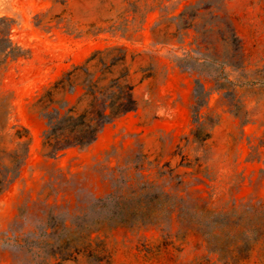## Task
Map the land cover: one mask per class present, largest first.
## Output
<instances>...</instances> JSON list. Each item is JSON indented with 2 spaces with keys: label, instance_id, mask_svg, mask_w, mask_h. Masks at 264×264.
<instances>
[{
  "label": "rangeland",
  "instance_id": "obj_1",
  "mask_svg": "<svg viewBox=\"0 0 264 264\" xmlns=\"http://www.w3.org/2000/svg\"><path fill=\"white\" fill-rule=\"evenodd\" d=\"M202 1L194 27L184 29L175 18ZM228 24L243 45L241 68L226 69L231 96L177 61L192 51L223 53L217 32L228 34ZM113 47L126 48L129 62L134 57L137 110L90 146L47 157L38 99L73 66ZM198 79L210 92L201 111L204 142L193 135ZM17 125L29 129L32 141L21 175L0 194V264H37L18 245L23 238L50 216L86 211L139 174L178 205L161 224L104 235L111 264H224L194 222L203 207L242 214L264 205V0H0L1 148H16L9 139ZM242 264H264V240Z\"/></svg>",
  "mask_w": 264,
  "mask_h": 264
},
{
  "label": "trees",
  "instance_id": "obj_2",
  "mask_svg": "<svg viewBox=\"0 0 264 264\" xmlns=\"http://www.w3.org/2000/svg\"><path fill=\"white\" fill-rule=\"evenodd\" d=\"M202 3L188 7L175 18L184 22V29L194 27ZM194 8L197 11L192 13ZM212 19L222 21L218 15H212ZM211 32L215 30L211 29ZM227 32H217L223 35V53L192 51L177 61L183 68L213 78L216 86L228 90L227 95L231 96L230 86L234 83L226 69L241 68L243 45L230 24ZM206 46L207 51L214 48L212 42H207ZM133 61L134 57L129 62L126 48L97 50L46 90L36 106L46 120L42 148L47 157L54 158L67 150L90 146L108 125L137 110ZM73 96H77L75 103L70 100ZM209 97L210 92L198 79L193 135L201 142L209 138L202 130L204 116L201 115ZM14 128L18 129L9 142L15 143L16 148L9 151L0 147V194L19 178L30 155L32 137L29 129L23 125ZM177 205L176 198L158 182L143 174L128 176L112 193L98 198L86 211L69 218L50 216L38 232H33L31 238H23L18 245L31 253L37 264H63L80 259L87 264H111L104 235L120 227L161 224L170 219ZM198 211L201 216L194 224L206 240L208 250L219 254L224 264H242L250 258L255 245L264 240V205L252 206L242 214L204 207ZM186 215L184 213V220H187Z\"/></svg>",
  "mask_w": 264,
  "mask_h": 264
}]
</instances>
